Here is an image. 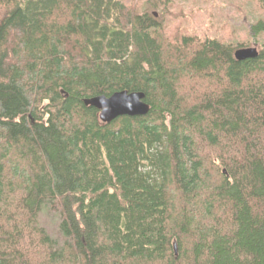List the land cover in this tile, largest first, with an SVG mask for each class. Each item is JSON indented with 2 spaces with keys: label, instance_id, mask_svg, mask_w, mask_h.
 Wrapping results in <instances>:
<instances>
[{
  "label": "trees",
  "instance_id": "obj_1",
  "mask_svg": "<svg viewBox=\"0 0 264 264\" xmlns=\"http://www.w3.org/2000/svg\"><path fill=\"white\" fill-rule=\"evenodd\" d=\"M166 5L0 0V264H264V43L235 58L264 17L239 42ZM123 90L148 114L84 103Z\"/></svg>",
  "mask_w": 264,
  "mask_h": 264
},
{
  "label": "rangeland",
  "instance_id": "obj_2",
  "mask_svg": "<svg viewBox=\"0 0 264 264\" xmlns=\"http://www.w3.org/2000/svg\"><path fill=\"white\" fill-rule=\"evenodd\" d=\"M166 7L175 15L171 24L187 26L190 32L200 36H217L239 42L250 40L253 34L249 25L264 17L263 9L251 0H168ZM148 10L155 12L160 21L166 19L165 15L170 18L162 11L161 5L157 8L149 5ZM254 38L257 40H252L250 46L260 49L264 32Z\"/></svg>",
  "mask_w": 264,
  "mask_h": 264
},
{
  "label": "water",
  "instance_id": "obj_3",
  "mask_svg": "<svg viewBox=\"0 0 264 264\" xmlns=\"http://www.w3.org/2000/svg\"><path fill=\"white\" fill-rule=\"evenodd\" d=\"M259 54L257 46L239 48L235 51V58L244 61L256 58ZM144 92L118 91L111 96L99 95L84 100L86 105L97 108L99 119L103 123H110L121 116H141L150 111V105L145 100Z\"/></svg>",
  "mask_w": 264,
  "mask_h": 264
},
{
  "label": "bare ground",
  "instance_id": "obj_4",
  "mask_svg": "<svg viewBox=\"0 0 264 264\" xmlns=\"http://www.w3.org/2000/svg\"><path fill=\"white\" fill-rule=\"evenodd\" d=\"M88 99V98H87ZM100 112V111H99Z\"/></svg>",
  "mask_w": 264,
  "mask_h": 264
}]
</instances>
